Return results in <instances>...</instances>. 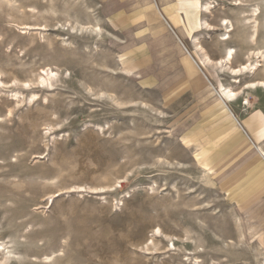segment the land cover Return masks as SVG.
Instances as JSON below:
<instances>
[{"label": "rangeland", "instance_id": "rangeland-1", "mask_svg": "<svg viewBox=\"0 0 264 264\" xmlns=\"http://www.w3.org/2000/svg\"><path fill=\"white\" fill-rule=\"evenodd\" d=\"M113 1L0 0V264H264V167L231 193L225 165L212 171L232 147L212 140L235 132L230 113L264 112V0L212 1L207 16L210 0H155L176 46L149 41ZM227 48L233 63L219 70ZM181 56L203 65L201 92L167 81ZM252 63L254 75L231 72Z\"/></svg>", "mask_w": 264, "mask_h": 264}, {"label": "crops", "instance_id": "crops-1", "mask_svg": "<svg viewBox=\"0 0 264 264\" xmlns=\"http://www.w3.org/2000/svg\"><path fill=\"white\" fill-rule=\"evenodd\" d=\"M127 2L128 0H123V2L114 0L111 3H107V6L109 7L110 5L114 4L118 7V9L123 7L121 9H123L122 11L124 15L126 14L124 18H128V13H131V15L133 13H138V18H141L139 22L140 28L145 29L149 41L154 42V38L156 36L158 37L157 41L162 42L168 40L169 43L171 42L174 44L173 46L178 45L176 42L177 37H175L176 32L173 22L165 17V14L161 11L160 7L155 5V0H145V3L150 4L151 2L154 5H152L151 9L149 8L145 12H143L142 10L139 11L131 9L129 4L127 5ZM134 18L137 17L134 16ZM134 18H132L131 16L130 20H133ZM181 64L183 65L184 70H173L177 74H173L174 72H171V75H166L167 81H169L173 77L171 82L172 84H170V86L174 87L182 81H186L187 83L185 82V84L186 86H188V88L183 90L184 93H187L188 91H192L195 93L201 92L204 87V78L201 74H199L198 69L202 72V65L197 63L194 59L193 61H191L190 59H186L184 56H181ZM169 76L171 77L168 78ZM164 84L165 82L162 81V85ZM168 85H166V87ZM230 115L234 119V124L231 129L236 127L234 129L235 132L231 133L229 136V130L226 132L218 133V135L216 134V136H214L212 139L213 141L228 140L232 143L230 152L221 154L219 160H216L220 163L218 164L217 162V164L212 169L213 172H216L218 171V168L220 166L225 165L223 169L227 170L228 173L219 180V187L224 191L228 190L229 193L234 192L241 185V183L244 182L242 181L239 183V181L242 180L245 176H249L251 172L264 167V155L261 152V149L257 146L259 143L264 142V112L261 110H252L251 112L237 115V117H235L233 113H230ZM238 134L246 139V148L244 146L242 148H237L235 139L229 140L230 138L235 137ZM212 140L210 138V141ZM243 148L245 149L242 151ZM259 149L261 154L259 152ZM251 150L252 154H250L249 157L243 160L245 156H248L247 153Z\"/></svg>", "mask_w": 264, "mask_h": 264}, {"label": "bare ground", "instance_id": "bare-ground-1", "mask_svg": "<svg viewBox=\"0 0 264 264\" xmlns=\"http://www.w3.org/2000/svg\"><path fill=\"white\" fill-rule=\"evenodd\" d=\"M14 0H8V2H10V3H12ZM211 2L212 1H214V2H219L220 0H210ZM209 1V2H210ZM222 1H224V0H222ZM209 2H207V4H205L204 3V5L202 6V8H203V13L205 14V16H207V15H212V13H213V10H214V7L212 6V5H215L213 2V4L212 3H209ZM243 2V1H242ZM218 4V3H217ZM221 5V4H220ZM234 5V4H233ZM239 5V4H238ZM241 5V4H240ZM29 9V11H27V12H29L30 14H32L33 16H35L36 15V9H35V7H29L28 8ZM257 10V9H256ZM250 12H252V11H250ZM260 14V13H259ZM251 15H254V17H255V15H257L258 16V14H256L255 12L254 13H252ZM207 18V17H206ZM205 18V19H206ZM253 18V17H252ZM254 19V18H253ZM252 19V20H253ZM254 22V21H253ZM251 23H252V21H251ZM251 23H249V24H251ZM201 31H212V30H214V28H213V26L207 21V20H201ZM94 26V25H93ZM93 26H89V27H85V26H82L80 23H79V34H83V33H85V32H87V31H90V32H95L96 33V35H98L99 36V33L102 31L101 30V28L100 27H98V26H95V27H93ZM220 26H222V27H225V29L227 30V31H225L226 33L225 34H223V40L224 41H228L229 39H230V36H231V33L234 31V25L232 24V22L230 21V20H228V19H221V24H220ZM254 29H253V31H254V34H253V38L256 36V27H257V25L255 26H252ZM236 28V27H235ZM215 31V30H214ZM203 36V35H202ZM201 37V36H200ZM204 37V36H203ZM253 38H251L252 40H253ZM193 45L192 46H194V48L193 49H195L196 51H199V52H201V51H203V49L201 48V46H200V44H199V39L197 38V37H193ZM221 40V39H220ZM255 40V39H254ZM252 42V41H251ZM253 43V42H252ZM204 52V51H203ZM255 54H257V56H261L262 54H260L259 52L258 53H252V55H255ZM234 56H235V50L233 49V48H227L226 49V52H225V55L223 56V58L221 59V60H218L217 62H216V64L219 66V70L221 69H224L225 67H230L231 65H232V63H233V60H234ZM249 56V55H248ZM256 56V55H255ZM255 58V57H254ZM263 58V57H262ZM250 59V58H249ZM251 60V59H250ZM216 61V60H215ZM257 62V61H256ZM209 63H211V60H210V58L208 57V55L207 54H205V53H203V62H202V64L203 65H206L207 67H209L208 65H209ZM201 64V65H202ZM256 64V63H255ZM254 63H252V64H246V65H243V66H239V67H237V68H231V72H232V74L235 76V78H237L238 76H240L241 74H243V73H245L244 71H247V70H250V75H254L256 72H257V69H259V67H261V65H259L258 63H257V65H255ZM202 65V66H203ZM210 69H211V67H210ZM215 71V70H214ZM45 72V71H44ZM52 74L54 73V71H52L51 72ZM47 76H49V74H48V72H47ZM241 78V77H240ZM239 78V79H240ZM45 81V80H44ZM235 83V82H234ZM237 83V82H236ZM258 84L259 85H262V88H264V82H258ZM233 86V85H232ZM253 86V85H252ZM246 89V88H245ZM248 89V88H247ZM221 91V93L226 97V99L228 100V102H234V100H233V92L231 91V89H229V90H227V89H224V90H220ZM217 95V94H216ZM222 96V95H221ZM36 95H33L32 97H31V101H30V103H32L31 105H33V103H35L34 101L36 100ZM20 102V101H19ZM11 114V113H10ZM262 152H263V155H264V150H262ZM156 232V231H155ZM162 232H160V231H158V233L156 234L155 233V235L156 236H159V237H162ZM155 237V236H154ZM158 237V238H159ZM157 238V237H156ZM155 246V245H154ZM157 246H155L154 248H156ZM154 250V249H153ZM159 250V249H158ZM167 250H168V252H174V251H176V248H175V245L173 244V243H169L168 245H167ZM150 251H151V248H150ZM149 250H148V253L150 252ZM190 259V258H189ZM191 260V259H190ZM193 264H200V261H196V262H194Z\"/></svg>", "mask_w": 264, "mask_h": 264}]
</instances>
